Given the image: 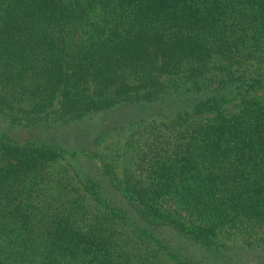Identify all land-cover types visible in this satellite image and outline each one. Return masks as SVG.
I'll return each mask as SVG.
<instances>
[{"label": "trees", "instance_id": "16d2710c", "mask_svg": "<svg viewBox=\"0 0 264 264\" xmlns=\"http://www.w3.org/2000/svg\"><path fill=\"white\" fill-rule=\"evenodd\" d=\"M260 91L264 0H0V264H264Z\"/></svg>", "mask_w": 264, "mask_h": 264}, {"label": "rangeland", "instance_id": "374dc122", "mask_svg": "<svg viewBox=\"0 0 264 264\" xmlns=\"http://www.w3.org/2000/svg\"><path fill=\"white\" fill-rule=\"evenodd\" d=\"M257 94L260 96V98L264 99V91L257 92ZM235 110H236V107L229 106V107H227L226 113L231 114ZM214 115H215V113H213V112H207V113L202 114L200 116V118L202 119V121H204V120L209 119L211 117L213 118ZM82 165H83V168H85L90 164L83 163ZM161 202H162V204L166 210L173 211L177 208L176 205L174 204L173 199H166V200H162ZM182 213H184V212H182ZM255 225L256 226H254L253 223H251V222H246L245 225L241 229L228 228V225H226L224 227H227V228L222 230V232H224V234H225V235H222V237H223L222 239H229V240L237 239L240 236L239 235L240 232H242V236L250 234V233L251 234H254V233L263 234L264 233V225H259V224H255ZM230 232H233V233L231 235H227Z\"/></svg>", "mask_w": 264, "mask_h": 264}]
</instances>
